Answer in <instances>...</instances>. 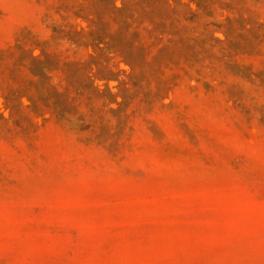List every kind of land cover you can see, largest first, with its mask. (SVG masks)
Returning a JSON list of instances; mask_svg holds the SVG:
<instances>
[{
  "label": "rangeland",
  "instance_id": "rangeland-1",
  "mask_svg": "<svg viewBox=\"0 0 264 264\" xmlns=\"http://www.w3.org/2000/svg\"><path fill=\"white\" fill-rule=\"evenodd\" d=\"M0 264H264V0H0Z\"/></svg>",
  "mask_w": 264,
  "mask_h": 264
},
{
  "label": "trees",
  "instance_id": "trees-1",
  "mask_svg": "<svg viewBox=\"0 0 264 264\" xmlns=\"http://www.w3.org/2000/svg\"><path fill=\"white\" fill-rule=\"evenodd\" d=\"M155 1H158V0H155ZM174 1H176V2H178V3H180L181 2V0H174ZM205 2H207V0H204ZM185 5V4H184ZM97 42V44L98 43H102L103 42V40H101L100 38H93V40H92V42L91 43H96ZM96 44V45H97ZM36 60V59H35ZM45 69H48V67L47 66H42V67H40V68H37V69H35V70H33V73L35 74V75H38V76H40L41 78H44V79H46L47 77H46V74H45Z\"/></svg>",
  "mask_w": 264,
  "mask_h": 264
}]
</instances>
